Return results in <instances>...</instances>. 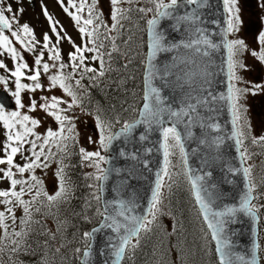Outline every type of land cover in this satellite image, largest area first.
Returning a JSON list of instances; mask_svg holds the SVG:
<instances>
[{"label":"snow or ice","instance_id":"obj_1","mask_svg":"<svg viewBox=\"0 0 264 264\" xmlns=\"http://www.w3.org/2000/svg\"><path fill=\"white\" fill-rule=\"evenodd\" d=\"M226 13V27L220 33L221 43H216L213 39L208 38L205 29L199 25L202 23L199 10L206 7L207 0H109L110 11L107 19H105L103 11L97 10L98 0H91V4L87 6V17L82 19L80 14L69 12L68 7H64V11L76 22L79 33L82 37V44L76 45L71 37H67L73 46V51L68 53L70 63L65 64L60 62L58 67L56 62L61 60V52L57 45L65 37L61 36L60 31H57L55 22L52 23L51 31L55 33L56 44H52L48 33L43 35L42 48L49 53L48 59L53 63L50 65L42 63L44 51L41 50L36 56L34 67L30 68L24 62V57L13 46V40L5 31L10 33V36L15 38L25 50L33 52L39 43L33 35V29L28 24L20 25L18 16L23 14V8H18L14 11L12 5L7 0H0V55L7 53L15 62L14 70L8 69L7 65L0 60V69H4L9 76L14 77L15 91L12 96L15 100L17 109H24L26 106L22 102L21 93L25 89L30 92H35L37 89H42L40 83L41 69L44 73H48L52 68H56V74L49 75L48 80L50 87L48 90L55 88L57 85L63 89L66 96L71 98L69 103L67 100H62L58 97H41L44 101L39 104V108L44 111L45 115L53 120L57 125V129L48 127L46 134L41 136L33 131L41 124L39 119H33L29 115H22L21 111L13 110L6 111L4 106L0 105V122L6 129V138L3 143V157H0V182L7 181L6 189L0 188V264H6L4 257L7 256V264H23L17 257L20 255H32L36 250H41V260L38 264H54V261L49 257H64V251L70 245L66 233L69 226L68 219H61V205L71 204L72 190L69 186L70 182L66 178L64 157L70 155L69 141L73 144L76 142V125L74 118L67 113L73 109V106L80 105V97L74 91L73 85L68 81H74L75 87L82 89L87 93L88 88L81 84L82 80L87 79L88 87L96 88L104 85L111 87L113 84L117 88L124 85L127 76L119 79V76L124 70H127L132 63L131 49L125 47L121 50V37H123L126 29L125 22H132L134 14L147 16L148 13H153V18L147 20L151 33L152 43L149 53L148 63L145 74V94L143 97V109L140 111V119L135 122H121L116 120L115 123L121 124L119 133L112 131L113 123L103 119L101 115L95 116V127L97 130V138L88 137L89 143L97 144V151H87L84 148L79 149L82 164L88 167H94L99 173L90 174L88 178L95 181L107 180V170L101 167L102 163H108L107 158L101 154L102 151H107L114 140L120 139L122 136L129 135L137 125L143 124L147 131H151L153 126L159 127L162 136V148L164 153L163 167L160 173H157L155 188L152 193L150 207L144 216L128 215L133 208L128 204H120L122 211L118 213L123 217V222L116 219L109 212V205L105 203L104 211L99 208L96 212L103 217V221L98 228H93L91 231L81 233L82 239L85 241L82 251L77 247L73 249L74 255L82 257L80 264H90L89 257L91 255L90 242L95 238V235L102 229H111L117 234L115 241H109L111 249L112 264H120L125 258H129L132 253L141 245V233L151 231V225L156 221L159 214V203L161 199V188L163 186V177L170 178L169 172L171 155L170 149L178 147L181 156L184 158L185 165L187 159L184 153L183 139L178 127L184 125V133L187 136L191 135L190 128L199 124L201 128L208 127L213 130H218V124H205L200 118V108L203 105L212 104L217 98L209 93L207 96H191L184 102V106L178 111L166 106L165 101L160 95V90L152 87L151 81L156 78L158 70L152 63L154 57L159 51H169L170 48L165 47L163 41L166 39L161 33L156 31V25L159 18L171 17L176 19L178 23L187 22L191 26V31L196 39H189L188 43L183 44L185 48L194 49L201 56L208 57L209 50L215 51L223 47L226 49V65H227V95H221L220 99H226L232 116L233 131L229 139H234L235 144L241 149L239 158L241 161V169H229L233 174L242 170L246 178V189L241 194L239 207L229 208L226 211L217 212L212 208L211 194L208 197L202 193H207L208 190L203 186L201 181L202 176L195 178L189 177L192 189L194 191L196 202L200 205L203 213L204 221L207 223L208 229L211 230L212 239L216 241V252L219 254V264H258L257 252L260 250V244L254 242L250 258L245 255H234L231 249V241L226 236L227 225L234 222V218L238 212L244 213L253 221L259 219L261 210H264V192L258 189L264 187V182L257 185L253 178L254 165L249 163L255 153H250L244 147L245 139L250 135V127L246 121L242 122V113L246 111L240 101L244 95L250 90L249 88H241L237 85L243 83V80L238 71L244 69V63L239 59L245 52L256 58L261 63H264V31L258 38L259 50H252L246 45L242 39H229V36L236 33L239 28V9L236 7L237 0H222ZM19 4L20 0H16ZM63 5V0H60ZM69 6L76 8V13H82L86 7L85 0H80L77 7L73 0H68ZM141 3H146L151 6L141 7ZM127 5V7H125ZM190 7L191 11L182 16H175L174 13L181 7ZM45 15L48 13L45 10ZM49 21L52 20L48 16ZM111 21L109 24L108 21ZM17 27L13 29V25ZM63 31V29H61ZM23 34V35H22ZM25 36L30 37L25 41ZM131 35L128 39L123 40L124 45H129ZM88 54H91L90 56ZM123 59L125 63L121 68H113L114 63H119ZM186 63V61H185ZM97 64V67L89 66ZM70 68L69 72L65 69ZM25 70L31 72V75H25ZM117 75L112 79H106L111 74ZM167 74L165 70L164 75ZM194 74L188 73V80ZM79 76V79L75 77ZM26 78L32 81L31 85L21 83V79ZM118 81V82H117ZM205 82H208L205 80ZM0 83H3L7 88L8 78L0 75ZM261 88V85H251L253 94ZM66 105V107H61ZM38 104L35 99H30L28 111L34 112L37 110ZM167 117V120L165 119ZM170 122V127H165L164 124ZM31 124V127L28 125ZM34 137V139H29ZM141 139H146L142 136ZM222 138L216 137L212 141V145L219 148ZM37 141H42L37 144ZM251 143L264 147V135L259 137H251ZM25 145L29 147L25 149ZM53 146L56 151L53 152ZM211 146V145H210ZM37 149H39L37 151ZM27 151L29 155H24ZM62 154L59 168L56 172L59 190L55 195H49L45 190L44 181L35 175L37 168L47 169L50 160L56 155ZM20 154L24 157L26 163L22 166L15 163V157ZM123 154V153H122ZM132 159H136L133 155ZM246 165V166H245ZM28 174L25 178V174ZM89 188H96V192L100 190L94 184H89ZM93 192L91 195L97 202L101 197ZM90 202L85 203L84 209L77 212L75 208H70V213L76 218L88 220L86 214ZM55 209V210H54ZM21 214L18 216L17 212ZM51 219L54 223L53 227H49L46 221ZM74 226V225H73ZM63 264V260H62Z\"/></svg>","mask_w":264,"mask_h":264},{"label":"water","instance_id":"obj_2","mask_svg":"<svg viewBox=\"0 0 264 264\" xmlns=\"http://www.w3.org/2000/svg\"><path fill=\"white\" fill-rule=\"evenodd\" d=\"M30 3L32 5L33 2ZM190 11V7L181 5L174 15L182 16ZM199 14L202 20L199 26L205 29L208 38L213 39L218 44L221 43L220 33L226 27V13L222 0H207L206 7L200 9ZM156 31L166 38L163 43L170 50L157 52L152 63L158 72L156 78L150 83L152 87L160 90V95L166 106L178 111L184 106L189 95L207 96L211 93L217 98L212 104L203 105L200 108V118L206 125L218 124V130H213L207 126L201 128L199 124L190 128V136L184 133L183 124L178 127V130L181 131L182 135H185L183 144L187 164L184 163V165L192 198L208 231L219 264L216 241L212 239L211 230L208 229L207 223L204 221L189 177H204L201 183L208 192L202 194L206 198L208 193L211 194L214 211L221 212L229 208L239 207L240 197L246 189L247 181L242 170L235 174L229 171V169H241L239 158L241 149L235 144L234 139L228 138L233 131L231 111L228 101L219 98L221 95H227V65L225 62L227 52L221 47L215 51L209 50L210 55L204 57L196 53L194 49L183 47V44L188 43L190 38L194 40L196 36L192 34L189 23H178L176 19L171 17L159 18ZM5 34H9V32L6 30ZM151 43V33L149 26H147L146 55L142 76V104L135 121L141 118L140 111L143 109V97L146 90L145 74ZM165 70H167V74L164 79H161ZM188 73L194 74L190 80L186 77ZM0 105L4 106L6 111L15 109L13 100L4 90L0 91ZM165 119L167 120V117ZM164 126L170 127L171 123L166 122ZM119 132L120 130L116 133ZM142 136H145L146 139H141ZM216 137L222 138L219 148L212 145V141ZM133 155L136 156L135 160L131 158ZM105 157L108 160L104 166V169L107 170V180L99 181L98 185L101 211H104L107 202L111 205L109 208L111 215L123 222V217H120L118 213L122 211L120 204L124 203L133 208L131 213H127L128 215H146L155 188L157 173L161 172L164 162L162 136L159 127L154 125L151 131H147L143 124L137 125L126 137L122 136L120 139L114 140L106 151ZM102 221L103 217L94 228H98ZM226 236L231 241L230 250L234 255H245L250 258L254 242L259 243V219L253 221L244 213L238 212L234 222L227 225ZM116 239L117 234L111 229L105 228L98 232L90 242V264H112L113 257L111 256L109 241ZM81 259L82 257L79 259V264ZM257 260L258 264H261L259 251L257 252ZM122 262L123 260L120 264Z\"/></svg>","mask_w":264,"mask_h":264},{"label":"trees","instance_id":"obj_3","mask_svg":"<svg viewBox=\"0 0 264 264\" xmlns=\"http://www.w3.org/2000/svg\"><path fill=\"white\" fill-rule=\"evenodd\" d=\"M143 5L151 6L146 3H143ZM148 19H150L148 16L134 14L131 23L125 22L128 31H125L119 42L121 43L122 51L125 47L131 49L132 63L119 76V79L127 76V80L122 87L117 88L113 84L111 87L102 85L101 87L90 88L88 87L87 79H85L81 81V84L88 88L86 93L82 89L75 87L74 81H68V83L73 85L77 96L80 97L79 109L86 112L88 116L94 117V119L99 114L106 121L113 123L112 131L114 133L121 129V124L115 123V121L134 122L142 104V76L146 54ZM129 35H131L130 44L124 45L122 41L128 39ZM64 63L68 64L70 61L64 60ZM123 63L125 61L121 59L119 63L113 64V68H121ZM89 66L97 67L98 65L90 64ZM70 70L68 68L64 71L69 72ZM116 75V73H113L106 79H112ZM75 78L79 79V76ZM67 114L71 115L72 111ZM251 137L253 136L249 135L245 139L244 147L250 153L256 154L249 163L254 165V182L257 185H261L264 182V147L252 144ZM29 139L31 138L29 137ZM69 145L70 155L63 159L66 165V178L70 182L69 186L72 190V201L70 205L67 203L61 205L60 218L69 220L66 235L71 241V245L66 250H63L64 257H49L54 261V264H62V260L63 264H79L80 255H74L73 249L79 247L82 251L85 250V241L82 239L81 233L91 231L99 224L102 218L96 212L97 208L101 211L100 204L91 195L96 190L88 187L89 181L84 175L78 146L71 141H69ZM28 147V145H25V149ZM55 151V146H53V152ZM178 152L179 165L176 166L179 169L178 174H174V168H172L173 157L171 158L170 155L169 172L171 176L170 178L165 176L163 179L165 186L167 185V191L165 190L164 196L161 195L160 202L163 201L165 208L159 210L156 221L151 225V231L141 233V245L129 258H125L122 264H218L213 244L192 199L184 172L183 159L180 151ZM24 153H27V151ZM3 155L2 151L0 157ZM61 159L62 154L56 153L49 163H55L58 170ZM180 175L181 177L178 180ZM55 187L54 192L56 193L59 190L58 180L55 181ZM258 190L264 192V187ZM96 194L98 195V192ZM86 202H90L86 212L89 218L87 221L71 215L70 208H75L77 212H80L84 209ZM163 203H159L158 207L162 206ZM260 203H264V200L260 201ZM46 222L51 223L52 227L54 226L51 219ZM258 240L260 244L259 255L262 264H264V210H261L259 214ZM17 259L23 261V264H38V261L41 260V250L37 249L36 253L32 255H20ZM5 262L7 264V256L5 257Z\"/></svg>","mask_w":264,"mask_h":264},{"label":"rangeland","instance_id":"obj_4","mask_svg":"<svg viewBox=\"0 0 264 264\" xmlns=\"http://www.w3.org/2000/svg\"><path fill=\"white\" fill-rule=\"evenodd\" d=\"M14 9V11L18 8H23V14L18 16L20 25L28 24L33 29V35L36 38L37 44L35 50L33 52H29L25 50L18 42L15 41V38L10 36V39L13 40V46L16 47L17 51L24 57V62H26L30 68L34 67V61L36 56L39 54L41 50L44 51V57L42 63H49L50 65L53 63L48 59L49 53L47 50L42 48L43 45V35L44 33H48L52 44H56V36L55 33L51 31L52 23L55 22L57 31H60L61 36L65 37L60 41L57 47L61 52V60L57 61V67L60 62L64 63V60L69 59L68 53L73 51V46L67 39V37H71L73 41H75L76 45L82 44V37L79 33L76 22L72 19L71 16L68 15L64 11V7L69 8V12L73 14H80L83 18L87 17V6L91 4V0H85L86 7L82 13H76V8L70 7L68 0H63V5L60 3V0H20V3L17 4L16 0H7ZM30 2H33L32 5ZM76 6H79L80 0H73ZM139 6L145 7L143 3ZM127 7V5H125ZM236 7L239 9V30L230 35V39H242L245 41L246 45L249 46L252 50H259V45L257 38L259 34L264 31V0H237ZM45 10L48 15H45ZM97 10L103 11L105 19L108 17V13L110 11L109 0H98ZM48 16H51L52 20L49 21ZM150 19L153 17V13H148L147 15ZM109 24L111 21H108ZM17 26L14 24L13 29ZM63 29V31H61ZM23 35V34H22ZM30 39V37L25 36V41ZM3 50H0L2 52ZM90 56V54H88ZM239 59L244 63L245 68L240 69L238 71V75L241 76L243 83L238 84V87L241 88H249L250 90L244 95L243 99L240 101L246 111L242 113V122L246 121L248 126L250 127V135L251 136H261L264 135V66L261 65L260 61L256 58L252 57L249 52H245L243 55L239 57ZM0 60L7 65L8 69L14 70L15 62L12 58L7 54L3 53L0 55ZM32 73L28 70H25V75H31ZM56 74V68H52L48 73H44L43 69H41V77L40 83L42 84V89H37L35 92H30L27 89L22 91L21 99L25 104L24 109H17L15 105V110L21 111L22 115H29L33 119H39L41 124L33 129L37 134L44 136L46 134V129L48 127H52L54 130L57 129V125L53 122V120L47 117L43 110L39 108V104H42L44 101L41 97H48L49 99L53 96L58 97L62 100H67L69 103L71 102V98L66 96L58 85L51 90H48L50 87V82L48 80L49 75ZM0 75H4L8 78L7 88L3 83H0V90L7 91L14 100L12 96V92L15 91V83L14 77L8 75L4 69H0ZM21 83L31 85L33 82L27 80L26 78L21 79ZM251 85H261V88L253 94L251 90ZM30 99H35L37 101L38 107L34 112L28 111V105ZM15 102V100H14ZM61 107H66V105H61ZM72 114L69 115L74 118V122L76 125V130L74 135H76L77 139L75 145L78 146V149L84 148L87 151H97L98 145L89 143L88 137H92L93 139L97 138V130L95 127V119L92 116H88L86 112H83L79 109L78 105L73 106ZM69 111V112H70ZM31 127V124L28 125ZM6 138V129L3 127L2 122H0V156L3 148V143ZM34 139V137H30ZM42 141H37V144ZM179 148L173 147L171 148V158H172V168L174 174H178L179 169L176 166L178 163V154ZM102 155H106V151L101 152ZM24 155H29V153H24ZM3 157V156H2ZM19 162L21 166L26 163L24 157L17 154L15 157V162ZM83 165V171L85 177L88 179L89 184H94L98 187V182L94 179L88 178L90 174L98 175L96 169L94 167H88ZM105 163L101 164V167L104 168ZM57 166L55 163L50 164L47 169L37 168L35 170V175L38 176L41 180L44 181L45 190L49 195H54V187L55 181H57L56 172ZM183 174V172H182ZM28 174H25V178H27ZM175 176V175H173ZM183 176V175H182ZM181 175L178 177L180 179ZM167 186V185H166ZM165 183L163 182V186L161 188V195L164 196L167 191ZM8 187V182L5 180L0 182V188L6 189ZM56 188V187H55ZM96 190V188H94ZM160 203H163L161 201ZM165 208L164 203L159 207V210H163ZM21 213L18 211L17 215L19 216ZM49 227H52L51 223L46 222ZM6 257V256H5ZM4 257V260H5Z\"/></svg>","mask_w":264,"mask_h":264},{"label":"flooded vegetation","instance_id":"obj_5","mask_svg":"<svg viewBox=\"0 0 264 264\" xmlns=\"http://www.w3.org/2000/svg\"><path fill=\"white\" fill-rule=\"evenodd\" d=\"M261 63V62H260ZM261 65H263L264 66V63H261Z\"/></svg>","mask_w":264,"mask_h":264}]
</instances>
